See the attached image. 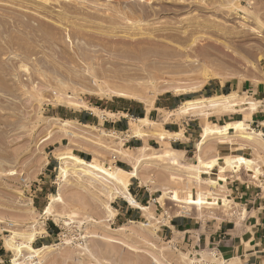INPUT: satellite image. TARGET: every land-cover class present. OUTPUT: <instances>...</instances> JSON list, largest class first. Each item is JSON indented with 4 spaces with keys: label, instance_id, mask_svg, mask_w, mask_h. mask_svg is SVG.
I'll return each instance as SVG.
<instances>
[{
    "label": "rangeland",
    "instance_id": "obj_1",
    "mask_svg": "<svg viewBox=\"0 0 264 264\" xmlns=\"http://www.w3.org/2000/svg\"><path fill=\"white\" fill-rule=\"evenodd\" d=\"M232 82L242 89L213 95L239 94L244 101L231 107L235 110L205 106L179 113L185 99L212 96L202 95L206 85ZM253 87L264 89V0H0L3 264H11L13 257L3 242L11 231L15 230L17 242L23 243V237L33 229L38 231L32 243L38 248L45 226L53 223L57 225L49 238L53 247L34 261L18 256L21 264L195 263L197 256L188 258L176 250V237H165L161 227L166 218L178 214L200 222L229 216L237 205L226 196L228 175L246 183L263 175L264 139L220 129L225 123L233 126L246 118L253 130L251 116L262 106L258 100L264 98V93L253 96ZM124 88L132 90L140 101L117 96L115 91ZM102 92L104 95H99ZM58 97H68L81 108L60 104ZM148 99L153 100L150 109L164 106L155 110L151 120L164 127L172 120L192 117L200 127V136L196 153L189 159L169 162L161 158L138 167L137 177L131 179L147 183L152 193L160 190L153 194L154 201L144 205L148 209L142 221L110 223L115 212L110 218L107 206L120 196L112 195L116 188L104 180L68 172L65 179L56 178V185L49 184L50 178L58 176L60 162L55 172H45V167L57 150L70 149L86 161L94 159L113 170L117 165L112 155L121 159L125 149H132L123 141L130 138L129 133L123 136L96 123H80L78 116L110 117L101 110L147 107ZM241 102L252 108L237 110ZM84 105L96 107L100 115ZM169 111L172 114L168 115ZM51 117L81 124L73 125L74 131L87 133L91 140L70 141L58 122L53 125L54 121H49ZM83 124L97 129L88 130ZM205 128L211 131L203 137ZM155 131L137 138L144 142L154 138L157 143L139 147H147L149 154L160 150L161 155L165 151ZM235 147L244 150L238 152ZM131 153L138 154L135 150ZM195 162L198 166L190 167ZM209 162L210 168L206 166ZM232 163L238 167L233 169ZM125 167L132 170V164ZM44 173L47 181L42 183ZM163 191L167 194L159 204L156 199ZM50 196L59 198L51 210L60 221L43 214ZM120 226H125L123 234L115 231ZM209 252L212 249L201 254L207 264H224Z\"/></svg>",
    "mask_w": 264,
    "mask_h": 264
},
{
    "label": "crops",
    "instance_id": "obj_2",
    "mask_svg": "<svg viewBox=\"0 0 264 264\" xmlns=\"http://www.w3.org/2000/svg\"><path fill=\"white\" fill-rule=\"evenodd\" d=\"M242 87V85L233 82L228 84H208L203 88L202 95H213L225 89L238 91ZM251 91L253 96L264 93V89L260 87H253ZM258 101L262 102V106L258 109L259 111L251 116L250 123L254 127L253 130L260 132L264 139V98ZM161 107L164 109V106ZM161 107L156 106L153 109H149V111L144 105H130L115 108L114 110L105 109L101 111L109 113L110 117L104 115L99 118V116L92 113L91 115L94 117L90 118L86 116L90 115V113H82L83 116H78L76 121L86 124L96 123L108 132L124 135L129 131L130 121L141 117L152 119L151 115L154 114L156 109H161ZM82 114L80 113V115ZM163 128L171 134H176L173 139L169 140V146L173 150L182 153L181 161L189 159L191 154L196 153V140L200 136L198 130L200 127L197 125L196 119L188 117L178 121L172 120L164 123ZM123 141L131 144L132 149L143 146L145 143L149 146H151L152 142L157 143L154 138H148L144 142L141 138L130 137L129 139H123ZM237 145L239 144L237 143ZM237 150L242 152L244 149L237 148ZM79 157L82 158L81 156ZM112 159L117 167L124 170H127L125 166L130 168V164L123 159H119L117 155H112ZM58 164V159L52 155L50 160L47 161L45 172H55ZM262 168L263 175L248 183L239 181V178L235 175H228L225 185L226 196L233 201L234 205H237L236 212L231 213L229 216L221 215L205 222L193 219L190 215L178 214L166 218V223L161 227L162 234L165 237H176L175 249L181 253H186L188 258L197 256L196 260H200L202 259L201 254L206 249H212L217 254L218 259H223L224 264H231V262L234 264H264V165ZM46 177L47 173H44L40 181L45 183L47 181ZM56 178L57 176L50 178L49 184L56 185ZM150 188V185L140 182L139 179H131L128 191L136 202L141 205H149L150 201H154L153 194L160 192L157 189L152 193ZM111 207L115 211V216L110 221L111 224L117 220H121L122 223L139 222L145 218L142 211L130 206L121 197L112 201ZM56 226L54 223L49 227L45 226L44 235L41 239H38L41 240L42 246L50 245L49 238L56 232ZM3 263L4 261L0 256V264Z\"/></svg>",
    "mask_w": 264,
    "mask_h": 264
},
{
    "label": "bare ground",
    "instance_id": "obj_3",
    "mask_svg": "<svg viewBox=\"0 0 264 264\" xmlns=\"http://www.w3.org/2000/svg\"><path fill=\"white\" fill-rule=\"evenodd\" d=\"M151 85L153 86V83H151ZM115 92H116V95L119 97H129V98L136 99V101H140V98L137 97L135 94H133L132 90H130L128 88L116 90ZM103 93L104 92L99 93V95H104ZM240 100L244 101V98H241V96L239 94H237L236 92H230L228 94L212 95V96L205 97V98H191V99H186L182 103L183 105L179 106L178 110L182 109V111H183L186 108L183 112L182 111L179 112V113H185L186 111H188L187 108H189V107H194V108L195 107H199V108L203 107V109H204L205 106L206 107L210 106V107H214V108L220 107V108L224 109L222 111H225L226 109H229V108L233 109L231 107H234V105H236V103H239ZM57 102L60 104L64 102L66 104V106L72 107L74 109H80L81 108L80 105H78L76 102H74L73 100H71L68 97H67V99L58 97ZM241 103L242 104H237L240 107V108L236 107L237 110H239L241 108L243 111L245 109L247 110L248 107L246 106V104L244 102H241ZM152 104H153V100L148 99L147 100V107H146L147 111H149ZM251 105H253V104H251ZM248 106H250V105H248ZM84 107H85V109H88V110L93 109L91 107H87L86 105H84ZM194 108H190V109H194ZM220 108H218V110H220ZM249 108H252V106H250ZM255 108H253V109H255ZM93 110L95 111L96 114L100 115L101 112L99 110H97V108H95ZM233 110H235V109H233ZM242 110H241L242 113L246 112V110L244 112ZM230 111H232V110H230ZM170 113H171V111L168 112V115ZM51 120L54 121L52 123L53 125L57 124L55 122L59 123L61 130H63L64 134L69 137L70 141L73 140L72 138L91 140L89 137L86 136L87 133L83 132V134L80 135L79 133L74 131L73 125H76V124L81 125V124H79L73 120H60V119L54 118V117L49 118V121H51ZM245 120H246V118H245ZM245 120L243 119L242 121L235 122V124L234 123L231 124L233 126L228 125L231 122L225 123V125H227V126H225V125L223 127L221 126L220 129L228 130V131L238 130L237 133H239V135H246V137H252V138L254 136H257V137L262 138L261 133L260 132H258V133L254 132L249 127V125L247 124L248 120L247 121H245ZM82 127L86 128L88 130L97 129V128H95V126L84 125V124L82 125ZM154 130L158 131V133H156V134H158L157 138H158L159 144H161V146L164 148L165 153L163 152L164 154L162 153L160 155L158 153L160 150L159 151L157 150L156 152L159 155L149 154V153H146L147 147L125 149L126 151H124V156L121 159L132 164V170L131 171H126V170L119 168V167H114L113 170L106 169V168L100 166L97 162H95L94 159L91 161H86V160L78 157L77 155L73 154L70 149H67V150H63V151L57 150L54 153V156L60 162V166L58 167V176L57 177L60 180H63L67 176L68 172L69 173L71 172V173H74V174L79 175V176L89 177V178H93V179H100V180H104L106 182H109L110 184L114 185V187L116 188L114 190V192H112V195L120 196L130 206L135 207L144 213L148 209V207L137 203L136 200L132 197V195L128 192V186L130 183V179L132 177H134V178L137 177L138 167L140 165H142V163H144V162L145 163L146 162L147 163L152 162V161L157 162L156 160L157 159L161 160V158H163L164 161L167 159V161L169 160V162L170 161L176 162L177 159L181 158V156H182L181 152H177V151H175L169 147V140L171 138L173 139V137H175L176 134H171V133L167 132L162 127L161 123H159L156 120L154 121V120L148 119L147 117L138 118L134 122H131V124L129 126V131H128L129 134L128 135L132 138H137V137H140V135H143L144 133H149L150 131H154ZM95 131H97V130H95ZM210 131H211L210 129L205 128L203 130V133H202L203 137H206ZM88 132H91V131H88ZM132 150L137 151L138 154L131 153ZM153 151L155 153V150H153ZM125 152H127V154H125ZM177 155H178V157L176 158ZM178 161H181V160L179 159ZM196 166H198V162L190 164V167H196ZM206 166L208 168H210L212 166V163L209 162L206 164ZM231 166L233 169L238 167V165L236 163H232ZM166 194H167L166 191H163L162 195H160L156 199L160 202L159 204H161V202L163 203V201H164L163 198H165L164 196ZM57 201H59V198H57L55 196H50V199L48 200L47 205L43 209V214L45 216L52 215L51 209H52L54 203ZM107 211L109 213L110 218H112L114 216L115 211L112 209V207L110 205L107 206ZM52 216H53V219L55 221H60L59 216H56V215H52ZM65 224H68V223L65 222ZM124 227L125 226H120L115 231L121 232L123 234L125 232ZM33 230L31 231L30 234H27V236L24 235V236H26V237H23V241L25 238L24 243L23 242H17L16 239L19 238V234L17 232H15V230L11 231L10 235L4 239L3 242H4L5 248L8 249L9 251L13 252L11 264H21L20 263L21 261L19 262V259L17 257L22 255V254L25 255V256L22 255L25 259L24 261H34L36 259L37 255L43 254L45 251L50 250V248L53 247L52 245H43L41 247L34 248L32 246V243L34 242V240H35V238L39 232L33 231ZM20 239H21V237H20ZM115 264H123V263L116 262Z\"/></svg>",
    "mask_w": 264,
    "mask_h": 264
},
{
    "label": "built area",
    "instance_id": "obj_4",
    "mask_svg": "<svg viewBox=\"0 0 264 264\" xmlns=\"http://www.w3.org/2000/svg\"><path fill=\"white\" fill-rule=\"evenodd\" d=\"M209 255H214L215 259H216V260L218 259V256H217V254H216L215 252H209ZM199 263H201V264H207V262L204 261L203 259L197 260V261H196L195 263H193V264H199ZM210 264H213V263H210Z\"/></svg>",
    "mask_w": 264,
    "mask_h": 264
}]
</instances>
